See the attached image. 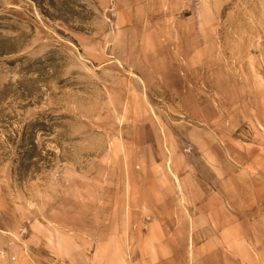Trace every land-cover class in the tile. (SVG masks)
<instances>
[{
  "label": "rangeland",
  "instance_id": "1",
  "mask_svg": "<svg viewBox=\"0 0 264 264\" xmlns=\"http://www.w3.org/2000/svg\"><path fill=\"white\" fill-rule=\"evenodd\" d=\"M0 264H264V0H0Z\"/></svg>",
  "mask_w": 264,
  "mask_h": 264
}]
</instances>
